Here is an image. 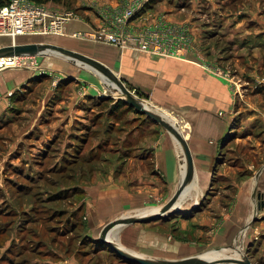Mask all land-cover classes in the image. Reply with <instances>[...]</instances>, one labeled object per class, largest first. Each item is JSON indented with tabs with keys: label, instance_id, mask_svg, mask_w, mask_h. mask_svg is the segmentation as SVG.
Here are the masks:
<instances>
[{
	"label": "crops",
	"instance_id": "1",
	"mask_svg": "<svg viewBox=\"0 0 264 264\" xmlns=\"http://www.w3.org/2000/svg\"><path fill=\"white\" fill-rule=\"evenodd\" d=\"M151 6L132 22L141 24L150 12L185 25L190 40L180 54L119 49L72 36L104 20V12L95 10H76L79 17L66 21L50 41L119 69L125 85L145 106L161 111L189 148L194 178L176 203L179 211L126 224L113 237L127 250L159 258L209 245H240L253 264H264V0H159ZM211 39L213 46L205 51L203 41ZM52 71L61 74L55 75L58 85L43 90L42 79ZM91 73L50 53L40 57L38 68L0 69V128L18 127L22 117L24 136L35 128L40 138L50 137L49 144L61 141V157L75 151L86 163L95 161V151L114 135L115 168H95L106 177L93 186L79 183L84 198L73 206L83 212L85 235L92 236V250L99 253L102 247L93 245L102 226L166 202L185 163L179 142L163 126L124 105L112 109L114 97L108 105L100 101L104 96ZM103 84L105 93H114ZM61 258L63 264H77L71 256Z\"/></svg>",
	"mask_w": 264,
	"mask_h": 264
},
{
	"label": "rangeland",
	"instance_id": "2",
	"mask_svg": "<svg viewBox=\"0 0 264 264\" xmlns=\"http://www.w3.org/2000/svg\"><path fill=\"white\" fill-rule=\"evenodd\" d=\"M32 1L42 4L50 10L72 11L78 18L76 10H95L97 14L114 12L120 10L128 0ZM197 3L199 5L198 1ZM151 5L142 10H149L150 7L152 8ZM203 5L210 7L209 4ZM202 11L207 14L211 12ZM150 14L148 12L141 16L144 17L139 19L141 24L133 23L134 18L131 19L128 23L129 27L132 30H140L144 25L155 28L156 19L153 17L154 15L150 16ZM148 17L153 18L146 20ZM57 36L58 33L21 34L15 35L13 38L0 35V43L7 44L24 40L50 42ZM213 40L203 41L202 46L205 51L210 50L213 46ZM49 53L62 56L54 52ZM35 57L39 63L41 56ZM77 65L82 64L77 61ZM87 68L92 72L90 81L95 83L93 85L99 89L100 94H111L115 97L117 93L104 92V81L101 78L104 74L96 68ZM109 69L112 70V66ZM115 71L112 70L113 73L115 72L114 75L120 79V70ZM58 74L57 71H52L49 79L48 76L44 77L42 80L45 79V81L40 85L42 89L58 85L56 81L54 83V79H56L54 77ZM64 77L67 78V75ZM235 82L241 86V80L235 79ZM106 84L109 88L108 83ZM35 90L38 93V90ZM141 99L144 100V98ZM15 123L18 127L6 125V127L0 128V264H59L62 263L59 261L62 259L61 257L69 256L73 257L77 264H127L118 256L103 251L104 248H100L102 252L97 253L98 250L93 252L92 242L89 240L92 236L85 235L83 212H80L79 209L73 210L74 203H78L84 198L82 190L78 187L79 183L93 186L106 177L97 172L98 168L109 165L113 169L115 168L118 156L114 154V135L106 137L108 140L102 150L95 151L96 160L86 163V160L78 157L75 151L72 152V155L65 152V155L61 157L62 151L59 150L62 146L61 141L49 144L47 138L50 137L40 138V132L35 128L29 135L24 136L25 134L22 133L25 129L24 118L21 117ZM83 132H85L84 129ZM17 136H21L20 140H16ZM87 136L88 134L85 133L84 137ZM93 141L94 139H92V144ZM95 168L97 171L93 172ZM109 177L114 178L113 170ZM150 224H145V226ZM172 226L174 224L170 225L171 229ZM115 239L117 241V237ZM96 246L93 245V247ZM209 250H213V246L198 247L176 257L201 255ZM172 254L170 257L174 258L175 256ZM247 255L249 256L248 253Z\"/></svg>",
	"mask_w": 264,
	"mask_h": 264
},
{
	"label": "built area",
	"instance_id": "3",
	"mask_svg": "<svg viewBox=\"0 0 264 264\" xmlns=\"http://www.w3.org/2000/svg\"><path fill=\"white\" fill-rule=\"evenodd\" d=\"M148 2L128 0L120 10L103 13L104 20L99 25L73 31L71 35L111 44L119 49L134 48L159 55L180 54L190 40L185 25L169 23L162 16H157L155 28L144 25L140 30H132L129 27V21L137 17ZM71 19H77L72 11L50 10L32 0H8L0 4V35L13 38L21 34L61 33L63 24ZM35 56H0V69L23 66L38 68Z\"/></svg>",
	"mask_w": 264,
	"mask_h": 264
},
{
	"label": "water",
	"instance_id": "4",
	"mask_svg": "<svg viewBox=\"0 0 264 264\" xmlns=\"http://www.w3.org/2000/svg\"><path fill=\"white\" fill-rule=\"evenodd\" d=\"M49 52L59 53L63 57L72 61L73 63H81L80 66H86L91 68H96L101 71L104 76L110 77L116 84L118 92L116 94V99H121L126 102L129 106L135 108L141 114H145L152 121L163 126L170 134H172L181 146L183 158H184V171L182 178L178 184L175 192L164 202L163 204L157 206L155 209L140 212V213H130L128 215L115 217L107 221L101 228L98 240L103 247H107L108 250L115 252L124 262L133 264H213L219 262H227L232 264H253L247 255V250L238 249L237 247H231L237 250L238 255H224L205 260L200 255L187 256L182 258H159L153 256H146L143 254L134 253L127 250L117 244V242L110 236L113 229H120L126 224L133 222H146L152 219L162 218L173 213H177L179 209L176 207V203L180 196L185 194L187 186L191 183L194 178L192 159L189 153V148L184 140L183 136L179 131L173 126V124L163 115L161 111L154 108L145 106L140 97H138L134 92H132L125 83L114 75L112 70L109 69L104 63L96 60L80 51L67 48L49 41H23V42H11L7 44L0 45V56L7 55H37L43 56L49 54ZM104 97H114L110 94L101 95ZM114 97V98H115ZM141 99V100H140ZM259 196V195H258Z\"/></svg>",
	"mask_w": 264,
	"mask_h": 264
},
{
	"label": "bare ground",
	"instance_id": "5",
	"mask_svg": "<svg viewBox=\"0 0 264 264\" xmlns=\"http://www.w3.org/2000/svg\"><path fill=\"white\" fill-rule=\"evenodd\" d=\"M59 54V53H58ZM101 78H103V81H105L106 83H108V85L113 89L114 93H117L118 90L117 89V86L116 84L113 82V80L108 77V76H101ZM141 100V99H140ZM142 102V100H141ZM147 104V103H146ZM148 107L152 108L150 105L147 104ZM181 198V197H180ZM147 210H142V211H138V212H135L136 214L137 213H140V212H146ZM116 229H113L111 231V234L109 237H111V239L113 238L114 239V232H115ZM115 240V239H114ZM118 244V243H117ZM234 246V245H233ZM235 248V247H234ZM237 248L240 250L241 249V246L238 245ZM221 250V251H219ZM201 253V252H200ZM195 255V254H193ZM224 255H231V256H234V255H238V252L237 250H234L232 248H228V249H213V250H209V251H206V252H203L200 256L202 258H204L205 260H209V259H212V258H216L218 256H224Z\"/></svg>",
	"mask_w": 264,
	"mask_h": 264
},
{
	"label": "trees",
	"instance_id": "6",
	"mask_svg": "<svg viewBox=\"0 0 264 264\" xmlns=\"http://www.w3.org/2000/svg\"><path fill=\"white\" fill-rule=\"evenodd\" d=\"M8 0H0V4H3V3H5V2H7ZM157 1H159V0H149V2L145 5V7L146 6H148V5H151V3H154V2H157ZM114 98H112V97H101L100 98V101H102L104 104H107L108 105V103L111 101V100H113ZM126 106L127 107V109H129V110H134L135 112H138L135 108H133L132 106H129L126 102H124L123 100H121V99H114V101H113V104H112V106H111V108L112 109H114V108H116V107H122V106ZM139 114H141L140 112H138ZM148 117V116H147ZM80 146L81 145H78V149L80 148ZM77 155H79V152H77L76 153ZM96 245H98L99 247H102L103 248V246H102V244L98 241V243L96 244ZM106 250H108L107 249V247H104ZM108 252L109 253H111V254H113V255H116V256H118L115 252H113V251H110V250H108ZM118 258H120L119 256H118ZM121 259V258H120ZM122 260V259H121ZM123 261V260H122Z\"/></svg>",
	"mask_w": 264,
	"mask_h": 264
}]
</instances>
